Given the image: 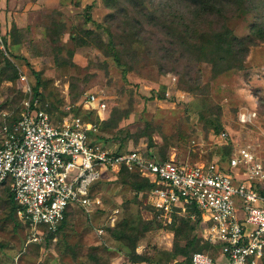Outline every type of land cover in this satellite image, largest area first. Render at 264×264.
I'll return each instance as SVG.
<instances>
[{
	"label": "rangeland",
	"instance_id": "374dc122",
	"mask_svg": "<svg viewBox=\"0 0 264 264\" xmlns=\"http://www.w3.org/2000/svg\"><path fill=\"white\" fill-rule=\"evenodd\" d=\"M152 1L157 7L172 4ZM108 3L37 2L34 24L23 33L15 30L10 40L11 54L6 59L19 75L27 77L32 88L37 79L32 72L38 74L43 108L56 121L79 116L99 122L98 114L82 104L88 94L97 93L107 109L95 139L110 151L138 149L159 159L165 156L191 165L219 162L226 166L224 143L218 138L223 131L230 138V153L249 145L264 161V43L250 50L241 71L214 78L211 67L199 63L187 76L184 62L168 61L162 49L169 46L170 39L164 36V30L152 26L162 21L158 14L150 20L129 8L127 17L118 2L110 1L111 8ZM149 3L145 0V11L150 13ZM181 9L183 22L191 23V15L186 8ZM255 15L241 9L227 26L236 37L243 38ZM78 37L84 39L82 47L75 46L73 40ZM14 46L19 48L17 52ZM3 58L0 56V124L4 118H18L23 99L32 97L22 96L17 88L19 76L10 80L13 69ZM163 93L165 99L161 98ZM242 116L247 118L244 123ZM120 181L117 177L97 182L92 197L100 204L88 212L72 208L57 240L41 248L27 245L25 229L10 217L8 187L1 189L0 264H109L114 244L106 226L114 210H118L114 227L133 238L140 237L138 249L143 248L141 251L151 258L154 249L169 248L167 243L174 241L170 231L178 229L175 243L197 238L201 240L197 250H204L217 264L227 263L217 246L204 241L200 225L190 220V215L179 217L177 225L165 227L153 219L146 196H136ZM104 227L108 233L99 235L97 231Z\"/></svg>",
	"mask_w": 264,
	"mask_h": 264
},
{
	"label": "built area",
	"instance_id": "2783aa9c",
	"mask_svg": "<svg viewBox=\"0 0 264 264\" xmlns=\"http://www.w3.org/2000/svg\"><path fill=\"white\" fill-rule=\"evenodd\" d=\"M0 51L9 57L1 25ZM17 88L31 95L23 74ZM82 104L98 114L99 122L105 119L107 104L97 93L88 94ZM23 107L20 120L0 131V190L10 178L18 205L16 215L28 225L27 245L40 244L45 230L55 234L68 206L89 211L99 205L100 201L90 196L92 185L116 179L125 167L154 186L147 204L164 226L171 225L174 216L190 215L194 220L190 211L194 209L207 225L202 238L220 245L226 264H263L264 161L249 145L235 149L226 173L217 162L191 165L176 163L173 158L161 162L138 149L114 154L91 140L89 134L97 131L96 124L79 117L54 124L32 97L24 100ZM246 119L242 116L241 122ZM218 136L228 144L226 132ZM117 214L118 210L112 211L107 224L114 227ZM190 264L217 263L208 254L197 252Z\"/></svg>",
	"mask_w": 264,
	"mask_h": 264
},
{
	"label": "trees",
	"instance_id": "16d2710c",
	"mask_svg": "<svg viewBox=\"0 0 264 264\" xmlns=\"http://www.w3.org/2000/svg\"><path fill=\"white\" fill-rule=\"evenodd\" d=\"M110 1L118 2L120 5H122L123 6L121 7L122 12L124 10V15H126L127 17H129L130 9L132 10L133 14L136 13L145 18L147 17L150 20H153L155 14H158V16L162 18V21H157L153 23L152 26L158 31L164 30V36L167 35L170 39L167 44L169 45L167 48H169L170 50L164 48L163 46L162 49L166 52L167 56L169 57L167 58L168 61L172 63L184 62L185 68H188L186 72L187 76H189V74L191 73L192 66L197 65L199 63H204L209 65L211 67L212 77L214 78L220 76L223 73H227L231 71H241L243 70L245 59L248 56L250 50L253 47L257 46V44L264 43V0H164L165 2L166 1L169 3L171 2L172 4L168 5L167 3H161L163 5H160L159 7L153 5V1L150 0L149 6L152 7V12L150 13L145 11V10L148 11V7L145 5V0H108L109 2L108 6L111 8L112 5L110 4ZM181 8H186L187 12L191 15L192 17L191 23L185 24L183 22L185 16L183 13V9ZM241 9L251 14H257V16L255 15L256 18L254 22L250 25L247 34L243 38H238L233 34L232 30L227 26V21L232 17H234L237 13H239ZM176 13L179 15H176ZM110 17L113 18L114 16L111 15ZM215 21H217V24H214ZM134 23H138V21H135ZM202 23H204V27H201ZM88 35L89 32L87 33V37ZM83 40H84L83 38L78 37L76 40L73 41L75 42L76 47H82L83 44L85 43L83 42ZM5 43L8 46L6 35H5ZM9 45L10 46L8 47L11 49V44L9 43ZM10 54L11 52L9 53V55ZM69 54L71 56L74 55L73 51H70ZM185 54L190 55V57L193 55V58H189ZM0 56L4 57L3 59L6 60V66L13 69L12 72L13 75L10 77V80L15 81V79L18 78L19 74L17 73L14 65H12L9 61H7L6 56H4V54L1 51H0ZM32 73L34 76L37 77L36 86L34 88L30 86L32 99L38 100L39 108L45 111L49 115V117L52 119L54 124H57L62 119L60 121H56L55 118H53L47 112V110L43 108V106L41 105V98H40L41 96L40 93L38 92V89L40 87L38 74L34 71ZM24 95L26 94L22 93V96ZM161 98L165 99L164 93L162 94ZM24 100L25 98L21 103V111H20L21 113L19 114L18 118L14 119L13 121H8L7 120L8 117L4 118V120L0 124V131L4 126H7L9 129L12 128L13 124H15L20 120L21 114L24 111V107H23ZM90 112H95V111L90 110ZM73 117H79V116H73ZM83 121L97 125V131L94 133L91 132L89 135L93 142H98L96 141L95 136L97 135L98 129L100 127L99 122L98 121L89 122L85 120ZM222 132H220L219 135ZM229 145H230V138L228 144L224 145L222 151V157L226 158V162H225L226 166H223L222 163L217 162L218 165L221 167V169H223V171L226 173L228 171L229 160L235 154V150L234 152L230 153L231 149ZM128 151L130 150L124 152H120V151H112V152L114 154H118V153H125ZM143 153L149 158H157L156 156H154L153 153L147 151ZM157 159L161 162H166L170 160V158L166 159L165 156H163L162 159L159 158ZM174 161L176 163H182L176 160ZM118 177L122 180L120 182H122L123 185L129 186V189L133 193H135L136 196L141 193L144 194L146 196V201H147V196L151 191V189L154 187L147 179L141 178L137 172L129 171L125 167H122L120 169ZM101 181H107V180L103 179L97 182H101ZM96 183H94L91 187L90 190L91 197L93 193L92 189ZM4 187H8L7 189L9 190L8 199L11 203V213H12L10 214V217L12 216L13 219L16 218L15 220L25 229L27 235L28 225L26 223L21 222L16 215L18 210V205L14 201V195L11 189L10 178L3 183L1 189H3ZM74 207L85 210L84 208L79 207L77 205L68 206L65 212L64 221L58 227L57 232L55 234H51L50 232L45 230V237L43 241L38 245L37 244L34 245L41 248L40 245L46 246L48 243L50 244L52 242H55L57 240L56 239L57 235L63 229L67 221V216L69 211ZM148 207L150 206L148 205ZM150 209L152 210L154 215L153 219L158 223H160L161 225H163L159 220H157L154 210L151 207ZM190 211L195 215V219L192 221L195 224L200 225V228L203 231V229L207 225L202 223V218L200 213H198L194 209ZM180 219L181 218L174 216L172 224L168 226L177 225ZM189 219L191 220L190 217ZM106 227H108L107 229L109 230V233L112 236L111 239L120 244V249L121 251H124V255L127 257V260L130 264H141V263L172 264V262L176 261L178 258L183 259L181 264H190L191 258L194 253L197 252L206 253L204 250L201 251L200 249L199 250L196 249L198 244L201 242V240L197 238H191L189 240H185V243H183L182 241H180L179 244L175 243V238L177 237L178 229H173L172 230L173 232L170 231V233H173L174 241L170 249L168 250L154 249L155 254H153L154 257L151 258L150 257L151 254H147L145 253V251H143L140 254L137 253L140 237L137 236L138 238H133L132 236L126 235L123 232V230H118L115 227L110 226L109 224H107ZM107 229L104 227V231L106 234L108 233ZM215 246H217L218 249L220 250L219 247L220 245L215 244ZM176 264L179 263L176 262Z\"/></svg>",
	"mask_w": 264,
	"mask_h": 264
},
{
	"label": "crops",
	"instance_id": "0c3cea01",
	"mask_svg": "<svg viewBox=\"0 0 264 264\" xmlns=\"http://www.w3.org/2000/svg\"><path fill=\"white\" fill-rule=\"evenodd\" d=\"M47 1L48 0H0V25L2 32L7 36L8 46H10L9 43L11 38L15 36L14 33H17L15 30L23 33L27 31L29 27H31L35 14H37V12H33L34 9H36L35 5L37 2L45 3ZM17 46L13 47V50L16 52L19 49ZM112 242L114 246L112 251V259L110 260L109 264H130L127 260V257L124 255V251H121V249L119 251L117 250V248H120V244L113 240ZM168 244L169 248L166 247V250L170 249L172 242L167 243V245ZM141 249L143 248L137 249V253H142L143 251H141ZM182 261V258H178L176 261H173L172 264H176V262L181 264Z\"/></svg>",
	"mask_w": 264,
	"mask_h": 264
}]
</instances>
